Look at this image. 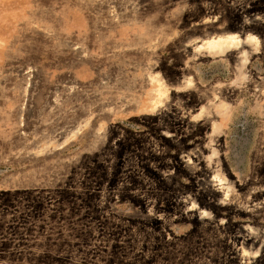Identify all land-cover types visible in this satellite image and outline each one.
<instances>
[{
	"label": "rangeland",
	"instance_id": "1",
	"mask_svg": "<svg viewBox=\"0 0 264 264\" xmlns=\"http://www.w3.org/2000/svg\"><path fill=\"white\" fill-rule=\"evenodd\" d=\"M0 264H264V0H0Z\"/></svg>",
	"mask_w": 264,
	"mask_h": 264
},
{
	"label": "bare ground",
	"instance_id": "2",
	"mask_svg": "<svg viewBox=\"0 0 264 264\" xmlns=\"http://www.w3.org/2000/svg\"><path fill=\"white\" fill-rule=\"evenodd\" d=\"M237 39V35L235 36L234 34H227V35H220L218 38L212 39V40H208V43L210 44L211 42H213L212 44H214V42H216L217 40L220 42V40L225 41V40H235Z\"/></svg>",
	"mask_w": 264,
	"mask_h": 264
}]
</instances>
